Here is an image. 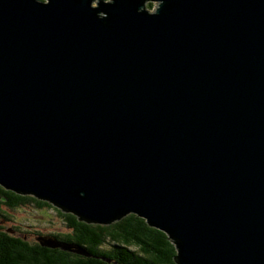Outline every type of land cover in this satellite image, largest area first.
Listing matches in <instances>:
<instances>
[{
  "label": "water",
  "instance_id": "95a60500",
  "mask_svg": "<svg viewBox=\"0 0 264 264\" xmlns=\"http://www.w3.org/2000/svg\"><path fill=\"white\" fill-rule=\"evenodd\" d=\"M93 2L0 0V185L264 264V0Z\"/></svg>",
  "mask_w": 264,
  "mask_h": 264
},
{
  "label": "trees",
  "instance_id": "16d2710c",
  "mask_svg": "<svg viewBox=\"0 0 264 264\" xmlns=\"http://www.w3.org/2000/svg\"><path fill=\"white\" fill-rule=\"evenodd\" d=\"M148 7L153 8V4ZM28 205L51 206L58 211L67 230L40 233L38 238L52 237L70 249L42 245L38 238L29 241L17 228L8 226L12 219L5 207ZM176 255L168 235L138 214L125 215L110 224L86 222L50 202L0 185V264H177Z\"/></svg>",
  "mask_w": 264,
  "mask_h": 264
},
{
  "label": "rangeland",
  "instance_id": "374dc122",
  "mask_svg": "<svg viewBox=\"0 0 264 264\" xmlns=\"http://www.w3.org/2000/svg\"><path fill=\"white\" fill-rule=\"evenodd\" d=\"M150 3L153 4V8L157 5V1H151ZM93 5H98L97 0L93 2ZM153 8H151V10ZM5 208L8 210L10 219H12L9 221L8 226L17 228L19 233L24 234V237L29 241H34L38 238V234L40 233L50 235L52 233H61L67 230L63 218L59 215L58 211L51 206L37 207L28 205L18 208ZM19 233L16 234L18 236H23Z\"/></svg>",
  "mask_w": 264,
  "mask_h": 264
}]
</instances>
